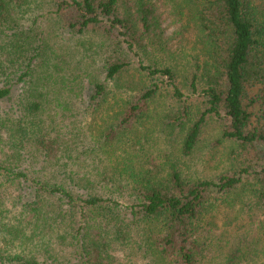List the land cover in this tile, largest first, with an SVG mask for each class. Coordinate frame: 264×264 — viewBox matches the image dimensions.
<instances>
[{"label":"trees","instance_id":"obj_1","mask_svg":"<svg viewBox=\"0 0 264 264\" xmlns=\"http://www.w3.org/2000/svg\"><path fill=\"white\" fill-rule=\"evenodd\" d=\"M0 264H264V0H0Z\"/></svg>","mask_w":264,"mask_h":264},{"label":"rangeland","instance_id":"obj_2","mask_svg":"<svg viewBox=\"0 0 264 264\" xmlns=\"http://www.w3.org/2000/svg\"><path fill=\"white\" fill-rule=\"evenodd\" d=\"M160 109V104L158 106ZM152 130L155 128V124L148 125ZM219 124L216 121L208 122L200 135V142L196 148V152H194L192 159L188 162L190 165L198 166V170L202 171V174L206 177H214L223 167V161L221 156H224V148L222 146H216L213 144L214 140L218 137V127ZM148 140H143L142 144L148 152H154V149L157 147L156 141L158 139V130L150 134Z\"/></svg>","mask_w":264,"mask_h":264}]
</instances>
